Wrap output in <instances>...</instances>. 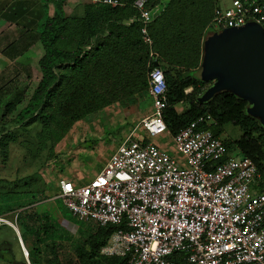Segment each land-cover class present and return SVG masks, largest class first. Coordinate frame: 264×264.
Masks as SVG:
<instances>
[{"label": "trees", "instance_id": "16d2710c", "mask_svg": "<svg viewBox=\"0 0 264 264\" xmlns=\"http://www.w3.org/2000/svg\"><path fill=\"white\" fill-rule=\"evenodd\" d=\"M52 1L54 15L46 17L39 29L20 31L3 48L15 62L0 74V123L7 124L14 114L15 123L41 122V135L58 140L75 121L109 104L150 97L148 72L158 62L167 82L163 114L170 133L200 115L214 119L211 127L219 136L224 125L232 123L242 134L233 141L224 139L225 144L230 150L237 148L264 174V127L247 112L248 102L227 90L208 101L198 100L211 83L196 72L201 70L203 41L218 0H169L147 24L152 44L144 39L135 0H122L117 6L88 2L82 16L66 12L67 0ZM160 1L147 0L146 7L153 10ZM256 2L264 8V0ZM40 44V77L26 98L25 80L32 79L30 57ZM151 51L157 53L156 59ZM183 102L188 105L179 110ZM9 213L16 216L22 239L30 237V264L127 262L123 256L100 253L117 225L79 219L44 190L0 192V216ZM3 225L0 221V230ZM175 258L187 264L182 257Z\"/></svg>", "mask_w": 264, "mask_h": 264}, {"label": "built area", "instance_id": "2783aa9c", "mask_svg": "<svg viewBox=\"0 0 264 264\" xmlns=\"http://www.w3.org/2000/svg\"><path fill=\"white\" fill-rule=\"evenodd\" d=\"M146 2L135 5L152 44L147 24L155 16ZM249 21L264 28L263 6L232 0L215 7L207 32ZM148 92L153 111L139 121L145 135H127L87 183L59 179L57 196L79 219L117 225L100 253L123 256L126 264H180L175 255L187 264H264V174L214 133L210 115L170 133L163 114L167 82L158 65L148 72ZM162 134L172 136L183 161L153 140Z\"/></svg>", "mask_w": 264, "mask_h": 264}, {"label": "rangeland", "instance_id": "374dc122", "mask_svg": "<svg viewBox=\"0 0 264 264\" xmlns=\"http://www.w3.org/2000/svg\"><path fill=\"white\" fill-rule=\"evenodd\" d=\"M167 1L161 0L159 5L163 6ZM86 2L90 0H84L81 4ZM218 2L228 6L232 0ZM34 51L30 57L32 79H21L28 83L26 98L40 77L37 65L43 53L42 45L37 46ZM196 74L200 75V71ZM190 90L191 88H186V92ZM187 105V102H183L177 108L182 110ZM152 111L151 97H137L134 101L125 103L115 102L75 121L58 140L48 134L41 135V122L19 125L11 118L14 114H10L7 124L0 123V192L44 190L62 205L61 198L57 196L59 179L68 178L79 184L87 183L103 168L109 156L127 135L134 132L145 135L139 121ZM241 134L238 126L226 123L221 136L233 141ZM153 140L183 161L170 134L159 135ZM231 151L238 158L242 157L237 148H232ZM0 221L5 223L0 230V264H29L28 254L19 239L20 229L16 216L9 213L0 216ZM23 242L26 249L32 245L30 237Z\"/></svg>", "mask_w": 264, "mask_h": 264}, {"label": "water", "instance_id": "95a60500", "mask_svg": "<svg viewBox=\"0 0 264 264\" xmlns=\"http://www.w3.org/2000/svg\"><path fill=\"white\" fill-rule=\"evenodd\" d=\"M200 77L211 83L198 97L199 101L230 91L248 102L247 112L264 127V28L261 24L249 21L208 34L203 41ZM18 235L24 246L19 230ZM24 249L28 254L25 246Z\"/></svg>", "mask_w": 264, "mask_h": 264}, {"label": "crops", "instance_id": "0c3cea01", "mask_svg": "<svg viewBox=\"0 0 264 264\" xmlns=\"http://www.w3.org/2000/svg\"><path fill=\"white\" fill-rule=\"evenodd\" d=\"M78 1L80 0L66 1L65 10L68 14H84L85 4H81L84 0L81 3ZM164 5L155 6L153 15L158 14ZM54 12L55 5L52 0H0V74L15 62L3 51L5 44L16 38L20 31L39 29L45 18L54 15ZM8 74L13 77L11 72Z\"/></svg>", "mask_w": 264, "mask_h": 264}, {"label": "bare ground", "instance_id": "6f19581e", "mask_svg": "<svg viewBox=\"0 0 264 264\" xmlns=\"http://www.w3.org/2000/svg\"><path fill=\"white\" fill-rule=\"evenodd\" d=\"M10 223V222H9ZM11 224V223H10ZM12 225V224H11ZM25 246V245H24Z\"/></svg>", "mask_w": 264, "mask_h": 264}]
</instances>
